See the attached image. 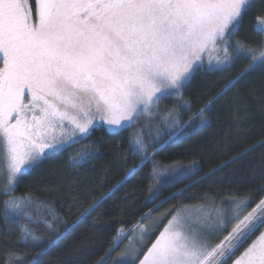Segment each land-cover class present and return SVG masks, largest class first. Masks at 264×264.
Returning <instances> with one entry per match:
<instances>
[{
    "label": "snow or ice",
    "instance_id": "obj_1",
    "mask_svg": "<svg viewBox=\"0 0 264 264\" xmlns=\"http://www.w3.org/2000/svg\"><path fill=\"white\" fill-rule=\"evenodd\" d=\"M250 16L251 34L245 26ZM238 61L248 63L236 79L192 113L184 92L195 74L228 72ZM0 65V220L17 225L18 244L40 246L30 258L15 245L0 257L4 264H44L72 226L46 201L16 195L24 178L46 159L87 139L98 124L108 132L137 128L129 146L140 163L120 185L149 163L157 183L196 176L195 164H157L155 156L184 137L193 122L206 127V113L216 103L253 72L264 71V0H0ZM165 101L173 103L161 109ZM181 111L189 115L185 124ZM142 116L147 119L137 127ZM153 118L169 130L167 139ZM78 155L76 164L94 153ZM214 175L215 170L171 198ZM259 192L231 193L222 202L227 208L213 201L207 207L173 208L155 218L149 211L135 223L121 221L96 264H264V185ZM204 199L210 200L209 195ZM40 205L47 216L30 210ZM55 223H64L63 232H56ZM32 225H43L57 241L43 240ZM3 231L12 234L11 228ZM124 240L128 245L113 257ZM87 247L83 241L81 250L59 264H86Z\"/></svg>",
    "mask_w": 264,
    "mask_h": 264
},
{
    "label": "trees",
    "instance_id": "obj_2",
    "mask_svg": "<svg viewBox=\"0 0 264 264\" xmlns=\"http://www.w3.org/2000/svg\"><path fill=\"white\" fill-rule=\"evenodd\" d=\"M245 26L251 34V28L254 26L251 16L246 18ZM247 63L238 61L237 67L224 73L198 71L184 92V98L191 102V112L195 113L203 107L229 80L236 79ZM172 103L167 101L166 104L160 105V108L171 107ZM179 115L181 124L189 121L188 114L181 111ZM145 119L147 118L140 117L141 123L137 127H142ZM205 120L206 127H198L199 121L193 122L184 137L155 156V163L165 165L175 162L187 167L196 161L199 171L191 178L167 184L157 183L152 178L153 164L149 163L120 185L118 182L140 163L138 156L130 155L132 148L129 146L131 135L137 128L108 132L102 126L96 127L81 143L46 159L31 175H27L15 194H30L46 201L61 221L72 226L71 234L59 241L56 235L43 225L31 226L43 240L57 241L54 250L43 258L44 264H59L67 259L69 254L81 250L83 241L88 242L83 257L86 264H96V260L110 246L116 229L121 227L120 222L128 220L135 223L149 211L152 214L157 211L166 213L170 209H178L183 204L200 201H214L215 205L227 208L229 205L222 202L231 193L261 195L259 189L264 185V179H261L264 177V147L259 144L264 141V71L257 70L238 83L206 113ZM152 124L164 133L162 139H167L169 130L166 126L158 118H153ZM147 131L149 129H145V132ZM151 131L155 133V128ZM253 146H256L254 151L243 159H236ZM81 151L94 155L87 161L76 164L75 160L79 159L78 154ZM214 170L216 175L211 179L188 187L183 196L171 198L174 193L180 192L193 181ZM166 175L170 176L172 173ZM110 190L112 194L103 200L101 206L92 215L81 219L82 214ZM206 194L210 200L204 199ZM30 210H38L47 216L43 205ZM6 227L11 228L12 234L3 231ZM124 227L127 229L130 224H124ZM54 228L56 232H63L64 223H55ZM18 235L17 225L6 226L4 221L0 220V252L15 245L16 250L27 258L36 255L40 246L25 247L18 244ZM126 241L119 245L113 257L120 254ZM0 264H4L2 257Z\"/></svg>",
    "mask_w": 264,
    "mask_h": 264
},
{
    "label": "rangeland",
    "instance_id": "obj_3",
    "mask_svg": "<svg viewBox=\"0 0 264 264\" xmlns=\"http://www.w3.org/2000/svg\"><path fill=\"white\" fill-rule=\"evenodd\" d=\"M213 55H214V53H213ZM0 66H2V65H0ZM166 102L167 101H165V102H163L161 105H163V104H166ZM99 126H102V127H105L106 128V126H103V125H100V124H98L97 125V127H99ZM117 131H121V130H117ZM79 160V159H78ZM194 162V161H193ZM81 163H83V162H81ZM81 163H79V164H81ZM193 164H195V165H197V162L195 161L194 163H191V165H193ZM212 203V202H211ZM211 203H205L204 201H200V203H189V204H183V205H181V206H179V208H181L182 206H196V205H205L206 207L207 206H209V205H211ZM41 206V205H40ZM216 206H221V205H217L216 204ZM34 208H36V207H34ZM165 212H160V211H157V213H155V214H153V217L155 218V217H158V216H161L162 214H164ZM145 224H150V223H152V221H145L144 222ZM129 239H131V238H129ZM255 239V238H254ZM128 243H129V241L127 240L126 241V243L124 244V248H123V250L126 248V246L128 245ZM122 250V251H123ZM121 251V252H122Z\"/></svg>",
    "mask_w": 264,
    "mask_h": 264
},
{
    "label": "water",
    "instance_id": "obj_4",
    "mask_svg": "<svg viewBox=\"0 0 264 264\" xmlns=\"http://www.w3.org/2000/svg\"><path fill=\"white\" fill-rule=\"evenodd\" d=\"M156 209V208H155Z\"/></svg>",
    "mask_w": 264,
    "mask_h": 264
}]
</instances>
